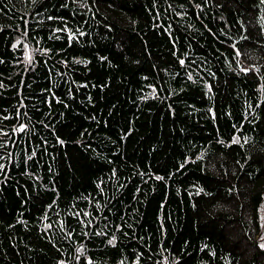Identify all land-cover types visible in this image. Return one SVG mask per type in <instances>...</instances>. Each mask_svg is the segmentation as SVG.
Segmentation results:
<instances>
[{"label":"trees","instance_id":"1","mask_svg":"<svg viewBox=\"0 0 264 264\" xmlns=\"http://www.w3.org/2000/svg\"><path fill=\"white\" fill-rule=\"evenodd\" d=\"M0 166V264H264V0H0Z\"/></svg>","mask_w":264,"mask_h":264},{"label":"snow or ice","instance_id":"2","mask_svg":"<svg viewBox=\"0 0 264 264\" xmlns=\"http://www.w3.org/2000/svg\"><path fill=\"white\" fill-rule=\"evenodd\" d=\"M237 55H239V52L237 53ZM29 59H31V57H29ZM181 63L183 64L184 62L181 61ZM21 130H23V129H21ZM238 142H239L238 140H235V141H234V143H238ZM0 167H2V166H0Z\"/></svg>","mask_w":264,"mask_h":264}]
</instances>
